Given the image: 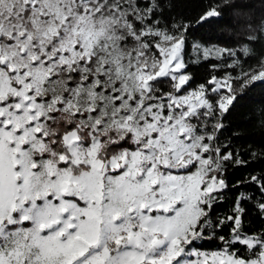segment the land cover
I'll return each instance as SVG.
<instances>
[{
    "label": "snow or ice",
    "instance_id": "obj_1",
    "mask_svg": "<svg viewBox=\"0 0 264 264\" xmlns=\"http://www.w3.org/2000/svg\"><path fill=\"white\" fill-rule=\"evenodd\" d=\"M197 2L0 0V264H264V150L230 143L264 0L240 60Z\"/></svg>",
    "mask_w": 264,
    "mask_h": 264
},
{
    "label": "trees",
    "instance_id": "obj_2",
    "mask_svg": "<svg viewBox=\"0 0 264 264\" xmlns=\"http://www.w3.org/2000/svg\"><path fill=\"white\" fill-rule=\"evenodd\" d=\"M253 0H198L194 5L190 6V10L199 11L213 5L218 6V10L223 13L222 23L214 25L217 35L216 45L221 47H230L237 51L238 56L231 58L240 60V44L241 41L250 31L249 25L258 26V17L253 18V13L245 8L246 4L252 3ZM258 7V5H257ZM259 50H257V58L248 59L247 63L240 61L244 70L257 74L260 71V62L258 58ZM231 62V60L229 61ZM210 63H221L220 61H213ZM240 69L233 70L221 66L219 70L209 68H201L199 70V79L203 81L211 72V74L218 77H223L231 73L236 75ZM259 82L253 81L251 85H244L239 80L233 82L232 87L237 91L238 98L243 96L241 101L242 107L233 115L231 125L236 134L230 141L232 148L242 154L247 150L248 152L255 151L260 153L264 150V88L257 86ZM245 158H248L247 156ZM259 168H249L247 172L241 171V176H249L259 172ZM254 191V190H253ZM251 194V193H249ZM230 209V201H226L222 207L218 209L219 216L227 215ZM264 228V221L260 220L255 213L250 220L247 227L249 233L260 231ZM218 231L227 235V228L218 229ZM220 242L206 245V249L218 248Z\"/></svg>",
    "mask_w": 264,
    "mask_h": 264
},
{
    "label": "rangeland",
    "instance_id": "obj_3",
    "mask_svg": "<svg viewBox=\"0 0 264 264\" xmlns=\"http://www.w3.org/2000/svg\"><path fill=\"white\" fill-rule=\"evenodd\" d=\"M217 47H221V46H218V45H216Z\"/></svg>",
    "mask_w": 264,
    "mask_h": 264
}]
</instances>
